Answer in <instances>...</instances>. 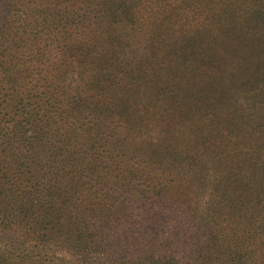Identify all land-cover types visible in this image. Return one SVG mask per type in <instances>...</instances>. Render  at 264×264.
Masks as SVG:
<instances>
[{"label": "trees", "instance_id": "obj_1", "mask_svg": "<svg viewBox=\"0 0 264 264\" xmlns=\"http://www.w3.org/2000/svg\"><path fill=\"white\" fill-rule=\"evenodd\" d=\"M0 264H264V0H0Z\"/></svg>", "mask_w": 264, "mask_h": 264}]
</instances>
